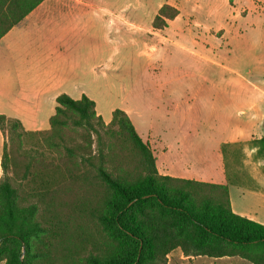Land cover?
<instances>
[{"label": "trees", "instance_id": "16d2710c", "mask_svg": "<svg viewBox=\"0 0 264 264\" xmlns=\"http://www.w3.org/2000/svg\"><path fill=\"white\" fill-rule=\"evenodd\" d=\"M43 1L0 0V39ZM178 14L163 5L153 27ZM56 102L45 130L0 115V264H165L176 250L264 264V224L231 206L229 184L257 188L238 143L222 145L227 183L176 178L124 110L106 123L86 95ZM247 145L264 173V136Z\"/></svg>", "mask_w": 264, "mask_h": 264}, {"label": "rangeland", "instance_id": "374dc122", "mask_svg": "<svg viewBox=\"0 0 264 264\" xmlns=\"http://www.w3.org/2000/svg\"><path fill=\"white\" fill-rule=\"evenodd\" d=\"M88 1L125 16L127 23L97 31L100 45L107 42L108 46H119L120 53L113 55L98 48L92 60L84 61L86 69L94 66L93 71H84L81 89L69 92L79 97L82 90L96 102L97 111L106 121L111 120L113 110L126 111L146 140L148 133L159 134L164 142L172 140L183 124L194 148L207 151L215 165L222 157L223 143L247 138L238 143L243 148V163L264 186L262 162L253 160L254 151L247 145L264 136V10L242 20L233 17L226 0ZM237 2V11L246 4V0ZM162 3L177 4L182 18L163 30L166 39L156 45L154 53L143 42L132 40L140 34L136 26H151ZM225 18H229L227 23ZM221 20L234 31L227 36L229 41L216 39L211 33ZM239 27L246 30L242 36L236 32ZM4 48L3 43L0 81L4 80L2 73L7 66L20 65L22 61ZM157 157L160 164L163 155L158 152ZM193 168L191 173L196 175L197 168L202 170L203 166L198 163ZM206 172L217 179L220 170ZM230 195L235 209L253 211L264 221V195L239 186H231ZM180 255L179 250L172 252L167 262L251 264L238 257L181 262L177 261Z\"/></svg>", "mask_w": 264, "mask_h": 264}, {"label": "crops", "instance_id": "0c3cea01", "mask_svg": "<svg viewBox=\"0 0 264 264\" xmlns=\"http://www.w3.org/2000/svg\"><path fill=\"white\" fill-rule=\"evenodd\" d=\"M226 1L232 8L233 17H240L242 20H246L251 15H260L264 10V0H246V4H242L238 11L237 0ZM165 4L162 3L159 6L157 14ZM169 5L178 9L179 14L175 19L169 20L164 29H169L182 18V11L177 7V4ZM154 18L148 28L143 29L136 26L140 34L132 41L133 43L143 42L150 48V51L155 53L157 52L156 45L162 43L166 37L163 36L164 29L153 27ZM223 20L219 23L216 31L211 30V33L216 35V39L229 41L227 36L234 31L228 28ZM224 21L227 23L229 18H225ZM120 23L122 26L127 23L125 16L119 15L109 7L94 6L88 0H44L41 2L0 39V45L5 44L4 49L8 54L22 60L19 62L20 65L7 66L2 73L4 80L0 81V115L20 120L25 129L29 131L48 129L49 126L45 127V125L49 124L50 117L55 114L56 98L60 94H68L74 99H80L86 95L82 90L79 97L69 92V90L81 89L84 71H93L94 66L91 64L86 69L84 61L87 63L88 59L92 60L97 54L98 48H101V51L119 55V46H108L107 42L105 45L99 44L97 31L100 28L116 26ZM236 32L242 36L246 30L239 27ZM98 114L100 115L99 112ZM178 135L172 140H165V142L159 134L148 133L145 136L147 140L140 135L143 140L150 143L155 155H158V152L163 155L160 164L156 155L157 169L160 174L201 182L227 183L223 155L217 158V165H215L207 151L194 148L190 140V132L187 128L184 129L183 124ZM245 139L233 140L223 144L245 142ZM4 141L5 137L0 131V178L3 176L1 158ZM198 163L203 166V169L197 168V173L194 175L191 172ZM215 168L220 170L217 179L206 172ZM252 178L257 184V188L248 189L264 195V186L257 182L253 176ZM231 186L237 185L229 184V194ZM230 201L232 210L236 214L264 224V221L259 220L253 211L248 212L243 207H239L238 210L235 209L231 195ZM178 258L177 261L187 262L202 257L189 259L180 255ZM170 261L169 259L166 264H171Z\"/></svg>", "mask_w": 264, "mask_h": 264}]
</instances>
